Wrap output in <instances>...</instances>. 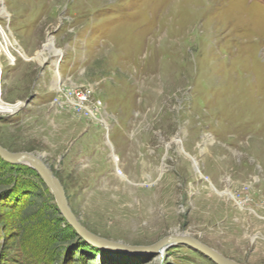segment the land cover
Masks as SVG:
<instances>
[{
	"label": "rangeland",
	"instance_id": "374dc122",
	"mask_svg": "<svg viewBox=\"0 0 264 264\" xmlns=\"http://www.w3.org/2000/svg\"><path fill=\"white\" fill-rule=\"evenodd\" d=\"M0 47V145L86 230L264 264V0H0ZM31 170L0 162V264H215L81 240Z\"/></svg>",
	"mask_w": 264,
	"mask_h": 264
},
{
	"label": "water",
	"instance_id": "95a60500",
	"mask_svg": "<svg viewBox=\"0 0 264 264\" xmlns=\"http://www.w3.org/2000/svg\"><path fill=\"white\" fill-rule=\"evenodd\" d=\"M0 158L2 161L8 164H24L33 169L44 184L49 188L53 194L57 203L58 210L65 220L67 226H69L81 240L89 242L101 249H110L117 252L126 254L128 256L137 254H150L156 255L169 245H186L204 257L208 258L215 264H235L219 255L214 250L200 243L198 240L186 235L176 234L163 237L156 243L150 246H129L120 242L111 241L102 237H99L88 230H86L76 219L71 211L68 201L63 190V187L59 181L53 176L51 169L45 164L41 157L27 152L12 153L4 149L0 145Z\"/></svg>",
	"mask_w": 264,
	"mask_h": 264
},
{
	"label": "built area",
	"instance_id": "2783aa9c",
	"mask_svg": "<svg viewBox=\"0 0 264 264\" xmlns=\"http://www.w3.org/2000/svg\"><path fill=\"white\" fill-rule=\"evenodd\" d=\"M65 94L66 100L74 104L75 108L84 110L87 104V96L75 90H68ZM75 102V103H74Z\"/></svg>",
	"mask_w": 264,
	"mask_h": 264
},
{
	"label": "trees",
	"instance_id": "16d2710c",
	"mask_svg": "<svg viewBox=\"0 0 264 264\" xmlns=\"http://www.w3.org/2000/svg\"><path fill=\"white\" fill-rule=\"evenodd\" d=\"M0 162H1V164L3 165V166H5V167H9V168H11V167H13V168H15V167H19V169L20 168H22V169H25L26 171H32L30 168H28L27 166H24V165H22V164H8V163H5L4 161H2L1 160V158H0ZM8 177H10V176H8ZM6 179V178H5ZM8 199V198H7ZM4 200V198H1V201L0 202H2V203H4L5 201H3ZM6 200V199H5ZM8 208H10L11 209V207H15L14 208V210H17L18 209V207L20 208V206H12V205H10V206H7ZM70 228V227H69ZM71 229V228H70Z\"/></svg>",
	"mask_w": 264,
	"mask_h": 264
},
{
	"label": "bare ground",
	"instance_id": "6f19581e",
	"mask_svg": "<svg viewBox=\"0 0 264 264\" xmlns=\"http://www.w3.org/2000/svg\"><path fill=\"white\" fill-rule=\"evenodd\" d=\"M33 11V10H32ZM23 12V11H22ZM5 13V12H4ZM2 35V34H1ZM2 37L4 38V40L5 41H7V39H6V36L4 35H2ZM46 48L48 49V51H49V53L50 52H53V53H59V52H57V51H55L54 50V47H53V45H52V41L51 40H49L47 43H46ZM0 52H7L6 50H5V48H3V47H0ZM7 54V53H6Z\"/></svg>",
	"mask_w": 264,
	"mask_h": 264
}]
</instances>
